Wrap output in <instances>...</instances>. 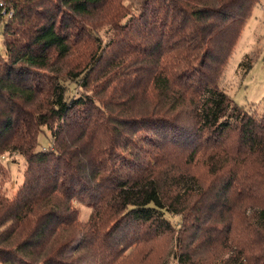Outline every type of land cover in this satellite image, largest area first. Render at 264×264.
I'll use <instances>...</instances> for the list:
<instances>
[{
  "label": "trees",
  "instance_id": "1",
  "mask_svg": "<svg viewBox=\"0 0 264 264\" xmlns=\"http://www.w3.org/2000/svg\"><path fill=\"white\" fill-rule=\"evenodd\" d=\"M106 1L0 0V264H119L168 235L164 264H215L218 247L221 264H264V110L221 87L259 0H143L78 60L83 17ZM106 65L119 79L97 102ZM15 153L26 167L11 197Z\"/></svg>",
  "mask_w": 264,
  "mask_h": 264
},
{
  "label": "rangeland",
  "instance_id": "2",
  "mask_svg": "<svg viewBox=\"0 0 264 264\" xmlns=\"http://www.w3.org/2000/svg\"><path fill=\"white\" fill-rule=\"evenodd\" d=\"M111 0L98 5L91 11V14L83 17L87 25V33L84 34L86 44H80V51L83 52L81 58H88L90 54L98 55L99 45L111 41V34L116 28H123L131 16L138 15L137 7H141L143 0H119L117 8L111 9ZM0 53L5 55V44L3 39V24L0 25ZM119 79L111 78V66L106 65L103 70L98 71L93 84L96 86L95 93L97 102L102 97L108 98L111 94V83ZM76 90V84L71 85ZM221 87L239 104L247 108H252V112L257 114L264 110V0H259L248 17L237 45L229 59ZM74 90V91H75ZM79 91V90H78ZM150 132L143 128L140 133ZM51 131L47 128L40 134L39 141L41 148H48L51 144ZM8 163L10 169V180L4 193L13 196L24 180L25 159L18 153L3 159ZM195 173L202 178L208 179L205 168L199 166ZM79 210V220L85 222L89 219L92 208L81 201L75 203ZM175 225L179 224L178 217L173 218ZM170 247H172L171 235L159 237L149 241L145 246L128 250L123 261L119 264H164ZM216 257L222 259L227 256V250L218 247ZM138 249L139 253L137 252ZM208 249L202 250L206 253ZM252 256L259 257L261 247L249 251ZM222 256V257H221ZM215 264H221V261Z\"/></svg>",
  "mask_w": 264,
  "mask_h": 264
}]
</instances>
